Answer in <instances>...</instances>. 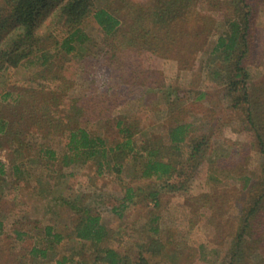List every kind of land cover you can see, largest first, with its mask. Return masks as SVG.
<instances>
[{
  "label": "rangeland",
  "instance_id": "rangeland-1",
  "mask_svg": "<svg viewBox=\"0 0 264 264\" xmlns=\"http://www.w3.org/2000/svg\"><path fill=\"white\" fill-rule=\"evenodd\" d=\"M26 1L0 0L1 31L23 18ZM56 1L37 0L39 14L29 20L40 21L35 34L27 30L29 22L14 32L23 44L32 39L38 43L30 55L13 67L15 55L8 57L0 49V264H59L63 257L68 258L63 264H102L97 256L103 249L126 256V264H223L229 258L226 251L236 249L237 220L245 212V196L224 195L223 188L238 191L243 183L235 176L254 177L264 167V156L248 145L251 127L239 118L247 107L255 120L264 118V0H207L209 5L193 0H127L124 5L122 0H94L114 14L136 3L128 22L132 25L137 14L144 16L137 26L140 45L118 50L116 39L107 40L88 18L81 25L87 40L83 48L75 45L72 54L60 48L66 37L63 21L47 11ZM207 21L209 37L201 33ZM242 26L246 34L241 37ZM127 31L131 41L135 32L130 27ZM222 33L224 44L229 38L234 41L233 49H215ZM223 79L234 85L226 89ZM232 98H239L238 116L229 109ZM176 115L192 123L189 144L205 138L202 143L208 147L191 174L156 181L140 177L142 161L133 153L113 160L117 145L125 140L117 122L138 141L164 137ZM78 126L99 136L110 150L100 159L101 167L82 158L69 165L61 162L69 154L68 130ZM229 144L236 155L223 162ZM45 150L54 151L56 160H48ZM211 162H216L212 172L219 181L210 178ZM114 163L120 165L118 171ZM15 167L20 171L14 172ZM128 187L137 190L136 196L122 209ZM262 189L257 185L255 194ZM149 192L157 193L155 200ZM201 194L209 196L210 205L190 200ZM84 209L98 215L108 231L97 247L74 238L73 222ZM263 213L256 225L264 224ZM46 227L62 236L60 243L49 244ZM151 228H158V234ZM16 230L24 233L17 236ZM236 244L246 251H234L235 264H264V244L256 247L248 238ZM34 246L47 248L48 258H31ZM198 251L207 261L197 259ZM140 258L146 263L138 262Z\"/></svg>",
  "mask_w": 264,
  "mask_h": 264
},
{
  "label": "trees",
  "instance_id": "trees-1",
  "mask_svg": "<svg viewBox=\"0 0 264 264\" xmlns=\"http://www.w3.org/2000/svg\"><path fill=\"white\" fill-rule=\"evenodd\" d=\"M126 1L127 0H122L123 5ZM194 1L195 3L201 1L205 3V5L206 3L209 5L207 0H193V3ZM25 4L26 5L22 6L23 9L20 11L23 18H17L15 22L12 20V24L10 23L8 28L3 31H1L2 26L0 25V49L2 47V50H7L9 52L8 57H14L15 55L13 59V67L17 65V61L19 62L32 53V47L38 45V43L33 41L31 37H29L32 39L30 42L23 44L22 40H17L19 36H14L16 28L22 30L24 28L22 25L27 24L31 17L39 14L38 10L41 6L37 4V0H28ZM135 4L136 3H132L130 7L129 5H126V10L120 9L115 12L117 14H114V12H112L108 7H97L94 0H57L56 5L51 9L48 8L47 11H51L53 19L58 17L59 21L62 20L64 23L63 27L65 29L66 37L61 42L60 48L65 54H72L73 52H76L75 50L77 47L75 45H79V47L83 48L81 45L85 42V40H87V36L81 30V25L88 18L94 21L107 40L110 39L113 41L116 39V48L118 50L125 51L128 44L131 46L140 45V42L137 41L142 38V34H140L141 29L139 30L137 26L140 25V21L144 19V16L137 14L133 17L136 19L132 25L128 22L129 16H133V14H135ZM122 11L123 13H121ZM153 14L155 13H152L151 15ZM29 23L32 25L31 27H27V30L29 29L30 34L31 32H34L35 34V32L39 29L40 21L38 20ZM207 26L208 21L204 24V28L201 33L206 37H209L210 31ZM127 27H130L133 30V33L135 32V35H132L131 41H128V38H126V36H128ZM29 31L27 32V36H29ZM120 32L121 35L118 36V33ZM245 34L246 27L242 26L241 37ZM225 40L226 39L223 38L222 33L217 38L215 49L225 47L231 50L234 48V41L231 38H229V42H227V44H224ZM204 44L205 43H203L201 47H203ZM118 46H122V49ZM114 57V55L112 57H108V65H111V61H113ZM223 73L227 76V69H223ZM223 80H225L223 87H226V89L229 85H234V82H228L226 79ZM242 95V101L246 103V93H243ZM202 97L203 95H200L197 99H202ZM231 101L232 104H230L229 109L232 112H235L238 116L239 108H241L239 107V98H232ZM245 109V114H241L239 118L246 120L247 124H249L252 129V138L250 139L248 145L252 151L260 153L264 156V118L255 120V116L251 113L248 107ZM117 126L120 129V133L125 136V140L121 144L117 145L118 152L117 154L115 153L112 158L114 161H120L123 160L128 153H133L142 161H140V177L142 178H153L156 181L163 180L168 182L176 178H181L182 176L185 177L187 171H190L191 174V172L198 168L199 163L203 161L205 155H207L208 147L203 146L204 143H202L205 138L199 142L197 141L193 144H189L188 138L191 133L192 123L181 119L180 115H176L175 117L172 116V122L170 123L168 131L166 132V135L161 138L148 136L146 139H140L137 141L136 139H133V135L128 131L129 129L122 126V122H117ZM185 147H189L186 155L184 153ZM233 147V144H229L226 150L223 151V162L231 161L234 158V155L236 154L233 152ZM66 148L69 154L62 156L61 162L63 165H69L82 158L84 161H97L98 166L101 167L103 162H101L100 159H104V157L106 158L108 152H110L109 149L105 148L104 141L99 136L90 134L84 126H78L68 130ZM45 154L48 156V160H56V153L54 151L45 150ZM111 166L113 169L118 171L119 168L116 167H119L120 165L114 163ZM216 168V162H211L209 165V175L211 179L219 181V178H215L214 176L215 171L212 172V170ZM226 168H228V166ZM12 170H14V172L20 171L17 167L12 168ZM2 175H4V170L3 166L0 165V176ZM235 180L236 182L240 181L243 183L242 187L238 191H236L235 187L223 188L224 195L226 194L230 197H232L233 194L245 196V212L240 214L239 221L237 220L238 226L234 238L237 243L242 241L244 238L253 239L256 247H261V244H264V224L258 223L259 225H256L255 223L259 215L262 214V211H264V205L262 203L264 201V167L263 170H261V172L254 177L244 176L241 178L235 176ZM257 185L262 186L263 189L258 194H255V187ZM136 192L137 190L134 188L128 187L121 199L120 208L124 209L128 204L132 203L134 197L136 196ZM156 194V192H149L148 196L151 197L152 200H155ZM250 198L252 199L250 200ZM190 200H197V202L202 203L204 207L206 204L207 206L210 205L212 201L209 196L205 194L191 197ZM70 206L72 209H75L73 205ZM2 229V222H0V233H2ZM72 232L76 241L80 243H88L89 246L92 247L101 245L108 237V231L100 222L99 216L92 214L88 209H84L83 214L73 222ZM150 232L153 233V235H156L159 230L158 228H151ZM15 233L17 236H20L24 232L16 230ZM45 234L51 237V239L48 240L49 244L60 243L62 240V236L59 233H54L51 227L45 228ZM236 242L234 243V248L236 249H228L226 251L229 258L228 260L223 259V264H235V262H233L234 259H232L234 258L235 252L239 251L242 253L246 251H243V247L241 249V246L237 245ZM237 247L239 249H237ZM152 252L154 251L152 250ZM152 252L151 254H153ZM156 254L160 255L159 253ZM29 255L33 259H39L41 261L46 260L48 258V249L34 246L30 249ZM164 256L166 255L164 254ZM97 258H100L101 261H103L102 264H126L129 260L126 256L119 257V254L112 249L101 250V254L98 255ZM67 259L68 258L63 257V259L57 261V263L63 264V262L67 261ZM197 259L207 261V258L200 251H198ZM146 260V258H140L138 262L146 263ZM76 264H91V262L88 260H78Z\"/></svg>",
  "mask_w": 264,
  "mask_h": 264
}]
</instances>
